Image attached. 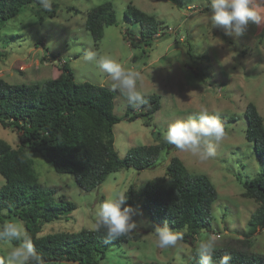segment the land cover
Instances as JSON below:
<instances>
[{
    "label": "rangeland",
    "instance_id": "1",
    "mask_svg": "<svg viewBox=\"0 0 264 264\" xmlns=\"http://www.w3.org/2000/svg\"><path fill=\"white\" fill-rule=\"evenodd\" d=\"M105 1L112 2L117 23L105 26L102 39L95 43L85 28V19L92 7ZM129 2L161 22L158 34L139 48H133L124 39V30L135 36L141 31L139 23H124L123 12ZM50 3L56 6L51 17L41 13L40 20L36 6L29 5L0 25V77L12 84H32L57 77L61 66L67 63L76 83L86 81L107 86L114 92L113 113L121 118L113 126L114 148L120 158L139 145L163 143L164 149L154 167L121 168L90 191L80 188L72 174L57 173L42 154L25 149L41 186L55 190V201L63 197L75 204L74 210L42 224L35 236L93 230L96 205L114 192L131 189L135 192L131 206L139 210L133 217L137 223L135 235L127 242L110 244L97 264H190V253L195 250L200 234L194 235L192 242L181 239L175 247H156L153 233L156 227L142 208V197L136 196L146 182L165 173L172 157H177L190 173L206 175L217 191L211 208L212 229L207 231L217 237V248L231 245L264 254V229L247 235L248 220L258 203L244 195L240 181L264 169V163L254 156L252 143L245 138L244 115L247 103L252 102L264 122V22H250L246 34L237 37L226 34L223 27L211 30L207 0H50ZM93 50L140 72L141 90L159 96L160 108L152 114L148 125L145 123L148 118L143 120V116L128 120L127 99L111 88L103 70L83 60L85 53ZM204 108L210 114L235 120L220 119L225 136L216 144L217 155L201 161L165 143L162 132L168 124ZM143 111L134 108L137 114ZM0 139L12 147L20 145L19 134L12 128L0 126ZM118 140L123 143L116 146ZM3 185L0 175V187ZM10 219L22 223L26 230L25 224L13 216L4 221ZM13 245L0 242V258Z\"/></svg>",
    "mask_w": 264,
    "mask_h": 264
},
{
    "label": "trees",
    "instance_id": "2",
    "mask_svg": "<svg viewBox=\"0 0 264 264\" xmlns=\"http://www.w3.org/2000/svg\"><path fill=\"white\" fill-rule=\"evenodd\" d=\"M29 5L36 6L40 20L41 13H48L50 17L55 13L54 3H51V10H45L39 0H0V25ZM123 16L125 24L139 23L141 26L138 36L123 31L124 39L133 48L142 47L158 34L161 22L131 2ZM116 23L112 2L105 1L89 10L85 28L97 43L102 39L103 28ZM145 99L147 102L139 106L144 111L139 114L134 112L135 107L127 104L128 120L147 115L145 123L149 124L152 114L160 108V101L156 94L146 95ZM113 102L114 92L107 86L86 81L76 83L67 63L61 66L57 77L32 84H12L0 77V126L16 130L20 140L19 146L12 147L0 139V175L4 179V185L0 187V208L7 210V216H0V222L12 216L23 222L45 264H97L110 244L127 242L135 235L131 232L109 241L103 230L95 229L39 237L34 234L42 224L74 210L75 204L63 197L55 201V190L41 186L25 149L42 154L57 173L72 174L85 191L101 185L111 173L121 168L142 170L156 165L164 149L163 143L133 147L123 158L117 155L113 126L121 118L113 113ZM244 115L245 138L252 143L256 159L264 163L263 118L252 102L247 103ZM219 119L235 120L233 117ZM240 181L244 195L258 203L248 220L247 235L251 236L254 231L264 229V169L256 176ZM126 195L127 205H131L135 192L129 189ZM136 196L142 197V208L154 227H163L167 223L173 230L183 233L184 241L192 242L194 235L212 229L211 208L217 199V191L206 175L190 173L177 157H172L165 173L146 182ZM185 228L186 232L183 231ZM224 255L231 257L229 264H264V254L231 245L216 248L213 264H219ZM190 264H199L193 249Z\"/></svg>",
    "mask_w": 264,
    "mask_h": 264
},
{
    "label": "clouds",
    "instance_id": "3",
    "mask_svg": "<svg viewBox=\"0 0 264 264\" xmlns=\"http://www.w3.org/2000/svg\"><path fill=\"white\" fill-rule=\"evenodd\" d=\"M45 10H51L50 0H39ZM208 22L211 30L223 27L226 34L243 36L248 31L249 23L264 22V0H207ZM83 60L97 66L106 74L113 90L119 92L133 107H139L147 101L146 92L139 87L141 73L111 56L99 54L97 51L86 52ZM225 128L218 114H210L206 108L186 119H177L167 125L162 132V140L174 146L180 152H188L201 161L217 155L216 144L223 140ZM123 141H117L116 146ZM126 192L117 191L100 201L94 209V228L104 232L106 240H116L134 231L137 223L133 217L139 210L127 205ZM0 215L7 216V210L0 209ZM187 231V228L184 229ZM156 247L166 249L175 247L182 239L183 233L173 230L167 223L156 227L153 231ZM16 241L0 258V264H45L41 254L36 250L33 237L25 230L22 223L6 220L0 223V242ZM217 248V237L202 230L196 241L195 252L199 264H213V254ZM231 257L224 255L219 264H229Z\"/></svg>",
    "mask_w": 264,
    "mask_h": 264
},
{
    "label": "water",
    "instance_id": "4",
    "mask_svg": "<svg viewBox=\"0 0 264 264\" xmlns=\"http://www.w3.org/2000/svg\"><path fill=\"white\" fill-rule=\"evenodd\" d=\"M130 115H132V113H130ZM147 118H148L147 115H144V116H143V120H146Z\"/></svg>",
    "mask_w": 264,
    "mask_h": 264
}]
</instances>
